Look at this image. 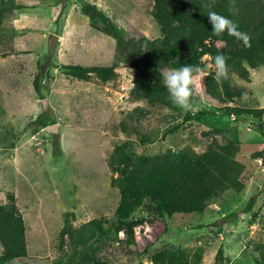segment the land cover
Returning <instances> with one entry per match:
<instances>
[{
	"label": "rangeland",
	"instance_id": "1",
	"mask_svg": "<svg viewBox=\"0 0 264 264\" xmlns=\"http://www.w3.org/2000/svg\"><path fill=\"white\" fill-rule=\"evenodd\" d=\"M87 1L126 37L163 36L155 0H0V203L16 195L28 243L26 256L0 264L67 261L72 243L61 235L66 221L79 227L92 219L101 230L83 252L108 264H264V65L250 67L249 79L232 72L234 93L225 100L192 96L190 111L172 101L134 98L137 69L116 38L84 12ZM52 32L60 40L50 58ZM214 57L203 55L206 73L214 71ZM115 62L114 71H92L89 79L65 68ZM40 72L42 95L34 87ZM42 112L55 118L58 132L46 126L34 132L29 122ZM55 137L62 154L53 152ZM229 139L246 145L236 159L246 166L247 181L193 214H171L146 198L129 218L117 215L120 173L111 163L120 157L118 148L138 156L199 154ZM253 196L254 208L245 211Z\"/></svg>",
	"mask_w": 264,
	"mask_h": 264
},
{
	"label": "trees",
	"instance_id": "2",
	"mask_svg": "<svg viewBox=\"0 0 264 264\" xmlns=\"http://www.w3.org/2000/svg\"><path fill=\"white\" fill-rule=\"evenodd\" d=\"M208 2L210 0H155L153 15L163 28V36L156 39L122 35L113 19L91 2L87 1L83 10L99 30L116 38L119 49L130 56L131 65L137 69L132 97L147 99L152 104L170 105L169 93L161 84L162 71L186 64L198 65L204 73L195 75L193 96L200 94L204 99L225 100L227 95L234 93L232 72L249 79L250 67L264 65V0H236L232 11H229V0H214L211 9L235 21L239 30L251 37V47H245L242 41L227 33L221 36L212 33L207 19L210 9L203 6ZM207 52L228 57L229 78L221 85L213 79L214 71L206 73L207 65L202 62V57ZM116 66V62L97 68L71 63L65 68L74 76L89 79L92 71L103 74L105 70L114 71ZM44 78V72H40L34 81L40 95L43 94ZM238 93H244V90ZM52 123H56L55 118L42 112L29 125H34V132H37L39 127ZM240 149H246V145H236L230 139L215 141L199 154L171 150L164 156H138L131 149L118 148L120 157L111 163L120 173L116 177L121 187L117 215L129 218L146 198H152L171 214L202 211L212 197L248 180L246 166L236 159ZM53 152L55 155L63 153L58 137H55ZM255 203L253 196L245 211L252 210ZM99 230L97 219L79 227L66 221L61 235L62 238L70 237L72 252L67 261L61 257L56 263L108 264L83 252ZM0 241L5 248L0 262L28 254L27 224L15 194L11 195L10 204L0 203Z\"/></svg>",
	"mask_w": 264,
	"mask_h": 264
},
{
	"label": "clouds",
	"instance_id": "3",
	"mask_svg": "<svg viewBox=\"0 0 264 264\" xmlns=\"http://www.w3.org/2000/svg\"><path fill=\"white\" fill-rule=\"evenodd\" d=\"M236 0H229V11L235 7ZM214 0L205 3L203 6L210 9L207 15L208 23L211 31L216 36L227 33L235 37L236 40L242 41L245 47H251V37L239 30V26L235 21L227 16L212 11ZM228 57L224 54H217L213 58L214 75L213 79L218 85L229 78V69L227 64ZM204 70L193 64L182 65L179 68H172L162 71L160 74L161 84L167 89L169 98L179 108L184 111H190L193 108L191 97L193 96L195 75L203 74Z\"/></svg>",
	"mask_w": 264,
	"mask_h": 264
},
{
	"label": "water",
	"instance_id": "4",
	"mask_svg": "<svg viewBox=\"0 0 264 264\" xmlns=\"http://www.w3.org/2000/svg\"><path fill=\"white\" fill-rule=\"evenodd\" d=\"M60 40V35L57 33L52 32L50 34L49 38V57L53 58L55 55V52L57 50L58 44ZM44 108L45 110L48 108V99L43 98ZM46 128L48 130H51L52 132H58L59 130V124L58 123H52L50 125H47Z\"/></svg>",
	"mask_w": 264,
	"mask_h": 264
},
{
	"label": "crops",
	"instance_id": "5",
	"mask_svg": "<svg viewBox=\"0 0 264 264\" xmlns=\"http://www.w3.org/2000/svg\"><path fill=\"white\" fill-rule=\"evenodd\" d=\"M24 8H29V6H27V7H24ZM20 9V8H19ZM17 11H20V10H17ZM22 11V10H21Z\"/></svg>",
	"mask_w": 264,
	"mask_h": 264
}]
</instances>
